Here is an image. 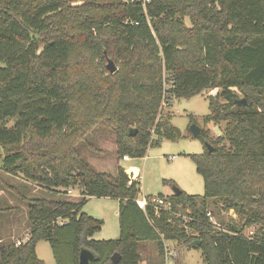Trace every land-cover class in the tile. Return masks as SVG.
Masks as SVG:
<instances>
[{
	"label": "trees",
	"instance_id": "obj_1",
	"mask_svg": "<svg viewBox=\"0 0 264 264\" xmlns=\"http://www.w3.org/2000/svg\"><path fill=\"white\" fill-rule=\"evenodd\" d=\"M206 89H219L205 121L222 132L202 128L205 151L190 154L204 179L201 203L182 191L166 197L172 207L159 216L145 212L140 180L122 166L116 176L98 171L81 154L104 122L119 160L144 157L179 136L163 104ZM3 173L52 194L77 188L83 198L27 199ZM2 184L28 202L30 228L21 245L0 235V264H46L41 240L57 264H79L84 248L95 254L91 264H143V243L157 242L164 255L165 240L190 247L196 239L204 264H264V0H0ZM89 197L120 201L118 238L94 237L104 220L83 210ZM181 206L189 221L173 215ZM215 210L239 221L215 223Z\"/></svg>",
	"mask_w": 264,
	"mask_h": 264
},
{
	"label": "rangeland",
	"instance_id": "obj_2",
	"mask_svg": "<svg viewBox=\"0 0 264 264\" xmlns=\"http://www.w3.org/2000/svg\"><path fill=\"white\" fill-rule=\"evenodd\" d=\"M80 3L81 1L74 2L75 5ZM110 60L116 65L112 58L108 60V63ZM116 67L118 68L117 65ZM218 91L219 89L212 91L206 89L191 98L177 97L170 106L164 103L163 114L164 116L171 115L170 122L178 128L179 136L175 140L163 138L158 144L150 145L146 155L142 158H133L130 161L119 160L115 134L108 130L109 127L104 122L98 125L97 134L94 131L87 136L90 145H81L80 152L96 170L107 171L114 176L117 175L119 165H123L125 168L131 165L139 166L142 170V176L138 178L141 183L142 195L167 197L173 193L174 187H179L188 194L200 197L199 202L201 203L204 195V179L197 172L196 164L190 154L203 153L205 144L200 138L192 134L191 125L196 123L203 129H210L214 137L221 134L222 127L219 128L215 123L205 121V117L210 114L209 96L215 95ZM193 118L196 122L191 123ZM154 138L157 139L158 136ZM170 156H175V158L170 160ZM126 173L128 174V171ZM2 176L6 179L7 184L15 187L27 199L47 197L80 201L83 198L77 188H73L72 193L52 194L34 182L26 180L20 174L8 175L3 173ZM117 203L118 200L95 198L90 199L84 206L83 210L104 220V225L96 233V238L114 239L119 237V218L116 215ZM209 204L212 207L213 200H209ZM28 205V202L23 201L18 192L8 189L4 184L0 185V209H2L0 211V235L5 239V242L27 240L25 237L28 236L30 228ZM190 213V208L181 206L175 210L173 215L189 221ZM214 214L216 216L212 220L215 223L225 224L229 221H239V216L233 210L227 212L215 210ZM252 230L253 228H247L245 234L251 235ZM188 231L191 232L190 229ZM168 241L172 246L178 248V255L175 258L177 264H204L201 249ZM140 253L143 264H166L165 257L161 254L157 242L143 243ZM37 254L46 264H57L51 244L46 240H41L37 244Z\"/></svg>",
	"mask_w": 264,
	"mask_h": 264
},
{
	"label": "built area",
	"instance_id": "obj_3",
	"mask_svg": "<svg viewBox=\"0 0 264 264\" xmlns=\"http://www.w3.org/2000/svg\"><path fill=\"white\" fill-rule=\"evenodd\" d=\"M173 158H175V156L169 157L170 160H172ZM123 159L128 160V159H130V157L126 155V156H124ZM125 170L128 171L127 169H125ZM128 175L132 181V180H138V178H140V176H142V173L135 166H132V167H130V171H128ZM72 191H73V189L68 190L69 193H72ZM136 201L142 210L147 212L149 208H152V209H154L155 214L158 216L160 215V212L162 210H169L172 207L171 201L166 199V197L151 196V195L146 196V195H142L141 192H140L139 196L137 197ZM23 241L17 240L16 245H21ZM164 246H165L164 257H165L166 264H175V258L177 255L176 247L172 246L168 240L164 241Z\"/></svg>",
	"mask_w": 264,
	"mask_h": 264
},
{
	"label": "water",
	"instance_id": "obj_4",
	"mask_svg": "<svg viewBox=\"0 0 264 264\" xmlns=\"http://www.w3.org/2000/svg\"><path fill=\"white\" fill-rule=\"evenodd\" d=\"M108 68L112 73L117 70L115 63L112 60L109 61ZM236 103L238 105H246L247 100L245 98L237 99ZM201 130H202V128L199 125H197L196 123L191 125V132L195 137H198L200 135ZM136 132H137V129H132L130 131V134L135 135ZM206 145H207L209 151H213L212 145H210L209 143H206ZM182 191L183 190H181L179 187H174L173 193L179 195V194H181ZM200 244H201V240L196 239L190 244V247L195 248L196 246H198ZM95 258H96L95 254L91 250L84 248L80 252L79 264H91V261L94 260ZM120 259H121V255L118 252L113 254L112 260L115 263H118L120 261Z\"/></svg>",
	"mask_w": 264,
	"mask_h": 264
},
{
	"label": "crops",
	"instance_id": "obj_5",
	"mask_svg": "<svg viewBox=\"0 0 264 264\" xmlns=\"http://www.w3.org/2000/svg\"><path fill=\"white\" fill-rule=\"evenodd\" d=\"M131 159H133V158H131L130 157V159H128V160H125L124 159V161H130ZM134 159H136V158H134ZM119 166H122V167H124L123 165H119ZM132 166H135L139 171H142L141 169H140V167L139 166H137V165H131V166H129V167H127V168H125V169H127L128 171H130V167H132ZM103 172H107V171H103ZM109 173V172H108ZM142 173V172H141ZM113 175V174H112ZM142 189V188H141ZM95 198H98V199H111V200H118V199H114V198H110V197H89L88 198V201L90 200V199H95ZM71 201H75V202H77L78 200L77 199H75V200H71ZM88 201H87V203H88ZM86 205V204H85ZM83 209H84V207H83ZM119 209H120V201L118 200V203H117V206H116V215L118 216V218H119ZM85 211V210H84ZM85 212H87V211H85ZM88 213V212H87ZM90 214V213H89ZM119 229H120V224H119ZM26 236H27V234H26ZM95 236H96V234H95ZM94 236V237H95ZM96 238V237H95ZM27 239V237H25V240ZM96 239H98V238H96ZM109 239H111V238H109ZM99 240H104V239H99ZM175 264H177V262H176V260H175Z\"/></svg>",
	"mask_w": 264,
	"mask_h": 264
}]
</instances>
